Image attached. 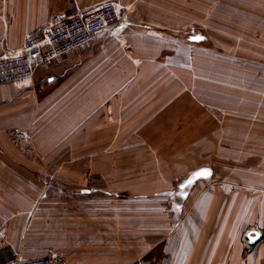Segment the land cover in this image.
I'll return each instance as SVG.
<instances>
[{"label":"crops","instance_id":"0c3cea01","mask_svg":"<svg viewBox=\"0 0 264 264\" xmlns=\"http://www.w3.org/2000/svg\"><path fill=\"white\" fill-rule=\"evenodd\" d=\"M108 2L110 31L0 86V264L47 256L24 235L57 219L91 227L67 264H264V48L187 20L186 0H0V58Z\"/></svg>","mask_w":264,"mask_h":264},{"label":"rangeland","instance_id":"374dc122","mask_svg":"<svg viewBox=\"0 0 264 264\" xmlns=\"http://www.w3.org/2000/svg\"><path fill=\"white\" fill-rule=\"evenodd\" d=\"M186 19L190 21L206 19L208 28L227 29L229 31L228 35L231 33L236 35L237 33L243 41L240 43L233 42L234 46L238 44V47L244 52H250V49H252L257 54L264 48V0H186ZM194 31L191 34L198 35V30ZM217 36L216 39L218 40ZM219 44L220 46L224 45L222 42H219ZM222 62L224 65L226 64L224 59ZM203 81L204 77L199 80L198 85ZM49 173L53 175L51 170ZM47 176L50 178L49 174ZM179 188L182 189V193H186L185 185ZM71 191L72 189L68 186L56 185L54 181L48 186V195L62 199L66 203L75 202L78 198L77 194H70ZM90 228L84 225L76 231L74 223L66 221L61 223V220L57 219L55 223L48 224L45 233L41 231L24 235L26 247L24 249H37L33 247L29 238L34 240L41 237L39 240L52 246L51 251L44 253L59 252L70 261L71 256H76L77 252H83L86 255L89 242L87 230H90ZM95 235L102 237V234L95 233Z\"/></svg>","mask_w":264,"mask_h":264},{"label":"built area","instance_id":"2783aa9c","mask_svg":"<svg viewBox=\"0 0 264 264\" xmlns=\"http://www.w3.org/2000/svg\"><path fill=\"white\" fill-rule=\"evenodd\" d=\"M119 19L116 4L108 2L80 15L56 13L44 30L27 36L24 46L0 58V86L34 82L41 67L76 51L108 32ZM7 264H67L60 253L30 259L15 258Z\"/></svg>","mask_w":264,"mask_h":264},{"label":"water","instance_id":"95a60500","mask_svg":"<svg viewBox=\"0 0 264 264\" xmlns=\"http://www.w3.org/2000/svg\"><path fill=\"white\" fill-rule=\"evenodd\" d=\"M259 238V233L257 231H252L247 235L249 243H255Z\"/></svg>","mask_w":264,"mask_h":264},{"label":"snow or ice","instance_id":"6c2138e0","mask_svg":"<svg viewBox=\"0 0 264 264\" xmlns=\"http://www.w3.org/2000/svg\"><path fill=\"white\" fill-rule=\"evenodd\" d=\"M196 39H202V37H196ZM200 175L207 176V175H208V173L205 171V172L201 173ZM189 183H191V181H190Z\"/></svg>","mask_w":264,"mask_h":264}]
</instances>
